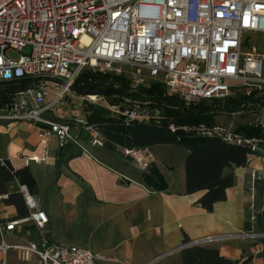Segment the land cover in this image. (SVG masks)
I'll return each instance as SVG.
<instances>
[{"label": "built area", "instance_id": "obj_1", "mask_svg": "<svg viewBox=\"0 0 264 264\" xmlns=\"http://www.w3.org/2000/svg\"><path fill=\"white\" fill-rule=\"evenodd\" d=\"M245 33H264V0H0V82L29 81L13 93L8 104L0 106V120L33 122L43 148L50 137H55L60 147L73 142L83 152L87 150L79 144L82 138L90 146L102 147L100 130L86 117L69 122L46 117L47 110L71 91L82 70L120 74L132 92L158 82L167 95L185 102L261 90L264 54L245 51ZM47 84L55 87L50 101ZM80 98L124 122L161 117L159 108L136 98L110 102L95 93ZM259 126L263 137L203 124L184 129L245 146L248 157H264V126ZM169 129L174 130L173 124ZM120 152L142 171L155 161L148 147L121 148ZM44 156L31 159L42 161ZM260 178L253 170L252 181ZM19 192L29 210L26 219L43 228L47 217L37 208L35 195L25 185H19ZM259 210H264V202ZM259 210H253L251 219ZM15 223L0 222L2 255L13 248L20 260L35 255L41 264H98L106 260L100 253L46 238L9 244L4 232L12 230ZM223 237L212 235L185 246Z\"/></svg>", "mask_w": 264, "mask_h": 264}, {"label": "crops", "instance_id": "obj_2", "mask_svg": "<svg viewBox=\"0 0 264 264\" xmlns=\"http://www.w3.org/2000/svg\"><path fill=\"white\" fill-rule=\"evenodd\" d=\"M79 144L87 152L73 142L60 147L55 137L48 138L43 148L33 122L0 120V162L8 161L15 169L27 167L35 181L37 208L47 217L44 227H37L26 219L29 210L18 181L0 183L4 187L0 222H16L4 232L5 242L19 245L46 238L100 253L106 260L98 264H181L184 237L193 242L221 235L219 241L204 246L236 262L250 258L245 264H264V238L260 237L264 210H259L264 202L263 156L248 157L244 166L233 168L226 199L214 203L208 212L196 203L203 191L185 193L184 148L150 147L155 166L167 182L165 191L152 192L141 183L142 170L137 165L121 168L114 153H94L83 138ZM42 154V161L31 159ZM253 170L261 174L260 179L252 181ZM11 193L17 194L16 203L5 201ZM254 209L259 212L251 219ZM246 233L253 236L241 235ZM0 264L41 263L35 255L20 260L11 248L5 255L0 251Z\"/></svg>", "mask_w": 264, "mask_h": 264}, {"label": "trees", "instance_id": "obj_3", "mask_svg": "<svg viewBox=\"0 0 264 264\" xmlns=\"http://www.w3.org/2000/svg\"><path fill=\"white\" fill-rule=\"evenodd\" d=\"M29 84L26 78L0 82V106L8 104L14 92ZM74 86H89L87 93L104 96L108 101L121 97L148 101L161 111L159 120L124 122L112 117L100 106H88L86 118L100 130L103 149L119 155L121 148L152 147L155 145H173L184 148L187 155L183 167L185 174V193L203 191L196 203L206 211H211L214 203L226 199V189L232 185L233 168L244 166L248 159L247 147L233 144L219 137L195 134L184 127L199 124H214V116L219 113H238L245 109L264 106V88L252 89L248 93L238 91L232 96L221 99L198 100L185 103L182 99L167 95L158 82H150L137 91L128 90V81L120 74L101 73L84 69L75 78ZM116 89L115 93L106 90ZM173 124L174 130L169 129ZM248 136H261L259 125L245 124L237 126ZM122 155V154H121ZM70 154L68 157H71ZM227 169L226 172H224ZM1 182L16 179L35 194V181L27 167L13 168L8 161L0 162ZM141 183L152 192L165 191L167 182L159 169L151 164L141 172ZM4 187H0V193ZM17 194H8L6 202L16 203ZM188 238H183L187 244ZM250 258L234 261L220 255L218 249L199 244L187 245L181 250V264H245Z\"/></svg>", "mask_w": 264, "mask_h": 264}, {"label": "rangeland", "instance_id": "obj_4", "mask_svg": "<svg viewBox=\"0 0 264 264\" xmlns=\"http://www.w3.org/2000/svg\"><path fill=\"white\" fill-rule=\"evenodd\" d=\"M244 49L245 51H253L256 54H264V33H245L244 34ZM122 76V75H121ZM123 77V76H122ZM125 78V77H123ZM126 79V78H125ZM46 88L48 90L47 94V100H52L54 96L55 87L54 85H46ZM221 99V98H218ZM183 101V100H182ZM198 100L189 101L185 103H192ZM209 101V100H208ZM88 106L95 107L97 105L89 102H83V100L80 98V95L75 94L74 92L70 91L62 99L54 103L46 112L47 117H49L51 120L59 121V122H69L75 117H86V110ZM233 113H219L218 121L219 123H216L214 116V124L212 125H206L203 123V125L206 126H218L221 128H226L229 130H236L237 126L245 125V124H254L259 125V123L264 126V106L256 107L254 109H245L241 112L235 113L234 115H231ZM161 118V117H160ZM159 118V119H160ZM227 122H231L232 125H227ZM234 123V124H233ZM197 126V125H196ZM192 127V126H191ZM242 132V131H241ZM243 135L247 137H253L248 136L244 132H242ZM256 137H263V132L261 130V136ZM90 149L96 153L99 151H105V149L97 148V147H91ZM150 152L153 154L154 158L156 159L154 153L150 150ZM114 158L118 163L121 164V168L123 165H128L131 168L135 169L136 164L134 161L131 160V158L124 157L121 155L115 154ZM103 159V158H102ZM104 161L109 162L107 159H103ZM155 165V161L153 163ZM261 238H264V233L261 234Z\"/></svg>", "mask_w": 264, "mask_h": 264}, {"label": "water", "instance_id": "obj_5", "mask_svg": "<svg viewBox=\"0 0 264 264\" xmlns=\"http://www.w3.org/2000/svg\"><path fill=\"white\" fill-rule=\"evenodd\" d=\"M89 90V86H72L71 91L74 92L77 95H83L86 94ZM117 90L116 89H110L106 90V93H115ZM185 247V245L181 246L180 248Z\"/></svg>", "mask_w": 264, "mask_h": 264}]
</instances>
